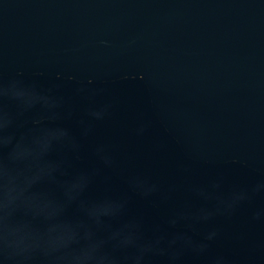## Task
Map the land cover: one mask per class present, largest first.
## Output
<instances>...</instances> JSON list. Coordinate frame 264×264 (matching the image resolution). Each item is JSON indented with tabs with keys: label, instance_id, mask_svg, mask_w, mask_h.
Masks as SVG:
<instances>
[{
	"label": "water",
	"instance_id": "water-1",
	"mask_svg": "<svg viewBox=\"0 0 264 264\" xmlns=\"http://www.w3.org/2000/svg\"><path fill=\"white\" fill-rule=\"evenodd\" d=\"M0 264H264V0H0Z\"/></svg>",
	"mask_w": 264,
	"mask_h": 264
},
{
	"label": "clouds",
	"instance_id": "clouds-1",
	"mask_svg": "<svg viewBox=\"0 0 264 264\" xmlns=\"http://www.w3.org/2000/svg\"><path fill=\"white\" fill-rule=\"evenodd\" d=\"M45 103L49 105V107H55L56 101L50 100L49 98H44ZM22 173H17L15 175L11 173H6L4 177V185H5V209H4V218L8 220L10 217L15 215L22 214L23 210L20 203L16 202L14 199L12 201L8 200L10 195L9 188L14 187L17 183H19ZM210 238V237H209ZM158 243V242H157ZM11 247V244L8 242L7 237L5 238V248Z\"/></svg>",
	"mask_w": 264,
	"mask_h": 264
}]
</instances>
